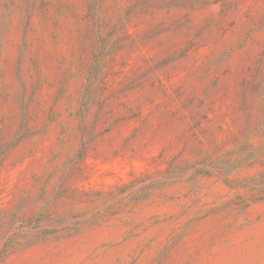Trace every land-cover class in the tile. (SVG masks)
I'll use <instances>...</instances> for the list:
<instances>
[{
    "label": "rangeland",
    "instance_id": "rangeland-1",
    "mask_svg": "<svg viewBox=\"0 0 264 264\" xmlns=\"http://www.w3.org/2000/svg\"><path fill=\"white\" fill-rule=\"evenodd\" d=\"M0 264H264V0H0Z\"/></svg>",
    "mask_w": 264,
    "mask_h": 264
}]
</instances>
